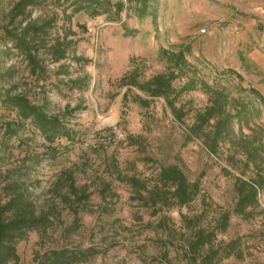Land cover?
<instances>
[{
    "label": "rangeland",
    "instance_id": "rangeland-1",
    "mask_svg": "<svg viewBox=\"0 0 264 264\" xmlns=\"http://www.w3.org/2000/svg\"><path fill=\"white\" fill-rule=\"evenodd\" d=\"M16 1L0 0V124L16 119L15 111L3 105L4 96L22 92L35 103L46 102L47 112L61 115L73 135L51 143L58 150L52 158L45 153L49 143L27 120L19 137L9 139L11 148H1L0 193L12 179H20L37 209L53 208L46 231H30L18 240V262L8 264H35V253L48 249L89 246L99 252L79 264H187L184 250L189 230L183 227L181 214L199 216L202 227L213 226L220 211L231 212L234 207L235 177L255 173L249 166L243 174L241 163L227 160L232 152L228 143H221L213 155L205 137L189 135L195 115L210 105L214 92L222 91L246 104L243 133L255 134L262 128L264 141V106L248 91L252 86L264 97V0H148L144 17L134 11L137 0H111L123 2V9L116 14L113 7L95 17L72 13L70 8L65 13L67 4L46 1L29 7L26 19L11 22ZM52 18L45 47L39 51L46 73L37 76L30 73L24 53L6 29ZM63 38L68 42L66 57L54 62L44 48ZM161 50H183L184 70L178 71ZM170 70L178 74L172 82L176 90L195 82L174 101L185 112L181 123L164 97L150 96L128 82L131 74L143 82ZM84 75L89 77L85 89L69 88L67 80ZM67 105L79 108L63 115ZM214 121L204 130L209 131ZM232 126L236 132L235 118ZM43 152L40 162L27 169L25 156ZM113 160L123 174L146 178L150 184L161 166L177 165L190 182H198V195L186 206L164 207L152 215L151 209L130 199L129 185L111 174ZM63 170L73 171L76 185L88 186V200L78 203L69 195L68 203L56 196ZM103 182L110 183L115 195L106 199L100 195ZM160 220L173 231L158 227ZM231 240L238 241L242 255L219 264H264V189L253 216L231 213L227 229L217 234L215 242Z\"/></svg>",
    "mask_w": 264,
    "mask_h": 264
},
{
    "label": "trees",
    "instance_id": "trees-1",
    "mask_svg": "<svg viewBox=\"0 0 264 264\" xmlns=\"http://www.w3.org/2000/svg\"><path fill=\"white\" fill-rule=\"evenodd\" d=\"M46 1L67 4L64 12L66 8H70L72 13L85 12L91 17L107 13L113 7L116 14L123 9V2L118 1L113 4L111 0H17L10 11L11 22L18 17H22L23 20L26 19L29 16L27 13L29 7L37 6ZM137 3L134 11L139 17H144L147 14L148 0H137ZM54 21V18L40 23L32 21L26 22L23 27L6 29V34L12 39L14 45L24 53L31 74L39 76L46 73L44 58L40 56L39 51L41 47H45L44 37H46L48 29ZM67 46L68 42H65L63 38L62 40L57 39L44 49L52 61L58 62L66 57ZM161 53L166 54L178 71L184 70L186 60L183 50L175 53H167L165 50H161ZM72 57L75 61H87L78 56ZM62 73L64 72H59L58 74ZM233 73L241 79L240 74L237 72ZM177 75L174 70H170L153 75L146 81L139 82L136 75L131 74L128 82L150 96L164 97L174 118L181 123L185 112L182 107H176L174 101L181 92L192 89L195 82L191 80L181 89L176 90L172 86V82ZM88 79V75H84L67 81L70 84V89L83 90L88 85ZM248 91L264 106V97L256 88L250 86ZM214 93L210 105L206 106L203 112L195 115V121L190 128L189 137H205L208 150L213 155L218 154L221 143H228L232 152L228 154L227 160L231 164L241 163V172L243 174L248 170L249 166H253L255 173L254 176L249 178H244L242 175L235 177L233 190L236 200L234 207L231 212L228 210L220 211L213 226L202 227L199 225V216L187 217L181 214L183 227L189 230L184 250L187 264H219L224 258L232 255L240 257L242 252L239 249L237 240H231L227 243L223 241L215 242L216 236L227 229L231 213L244 218L252 217L254 209L259 207V194L264 189V141L261 136L263 129L258 128V132L255 134H244L241 127L244 122L245 111H247L246 104L238 100L229 99L227 94L222 91ZM2 103L6 108L15 111L16 119L0 124L1 129H3L0 138V150L1 148L4 150L11 148L8 143L9 139L19 137L20 131L25 127L27 120L49 143L45 153L52 158L56 157L58 150L51 146V143L57 138L70 139L73 135V130L66 126L61 115L47 112L46 102L35 103L26 94L19 92L14 94L7 93ZM78 108L79 106L70 108L67 105L64 108L63 115H71ZM234 118L238 125L236 132L232 126ZM211 119L215 121L211 124V129L205 131L204 126L210 125ZM22 141L19 138L17 142L21 144ZM45 153L25 156V159L29 161L27 169H33L44 157ZM237 154L242 155L243 160L236 157ZM111 167V174L115 173L119 182L126 183L131 188L133 194L130 199L136 200L141 206L151 209L152 215L157 214L164 207L186 206L199 192L198 182H190L182 169L174 164L161 166L157 179L152 184L146 178H141L134 174H123L115 160H113ZM62 187H66L67 192L62 193L60 191ZM87 188L86 184L76 185L73 171L63 170L57 179L54 191L56 196H59L65 202H71L69 195H72L74 201L80 203L88 200L90 196ZM2 191L5 201H2L0 193V264L16 263L19 259L16 251L18 240L25 237L30 231H46L52 222L53 208L51 207L49 210L37 209L35 201L28 196L26 193L27 187L20 179H12L4 186ZM99 193L104 199H106L107 195H115L109 182L102 183ZM74 213H77L76 209ZM78 221L76 217L75 226ZM158 227L167 230L169 233L173 231V227L165 220H160ZM166 244L167 242L164 241V245ZM98 252L99 250L92 246L85 248L62 247L48 249L41 254L37 252L33 259L35 264H79ZM163 256L166 257V252L163 253Z\"/></svg>",
    "mask_w": 264,
    "mask_h": 264
}]
</instances>
